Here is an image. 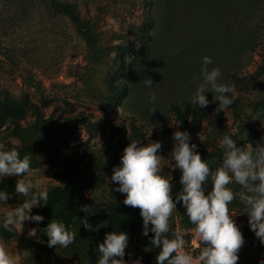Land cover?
I'll list each match as a JSON object with an SVG mask.
<instances>
[{
  "label": "rangeland",
  "instance_id": "obj_1",
  "mask_svg": "<svg viewBox=\"0 0 264 264\" xmlns=\"http://www.w3.org/2000/svg\"><path fill=\"white\" fill-rule=\"evenodd\" d=\"M68 1L91 22L92 43L47 1L0 0V112L15 108L23 114L2 120L0 145L15 148L21 158L29 155L30 178L47 190L81 179L84 205L101 215L76 216L66 226L75 233L67 248L48 247L43 230L52 219L43 206L31 213L43 216L42 222L25 221L9 233L2 227L4 214L26 198L15 193L18 177H0V191L11 194L0 202V243L16 264H87L79 236L106 238V205L119 187L110 178L131 141L162 144V174L171 177L176 199L182 173L171 152L182 116L189 143L212 169L222 160L225 134L241 147L264 144V0ZM205 56L212 60L209 69H220L218 82L235 89L223 111L212 92L205 93L206 108L191 103ZM147 77L151 87L144 84ZM204 187L209 191L211 181ZM229 187L241 190L235 183ZM229 207L244 237L237 264H261L264 244L251 230L245 206L237 198ZM85 217L95 230L84 228ZM32 228L36 237L28 235ZM193 229L173 212L170 233L181 230L185 250L195 257ZM130 240L125 264L139 260L137 247L147 245L141 232Z\"/></svg>",
  "mask_w": 264,
  "mask_h": 264
},
{
  "label": "clouds",
  "instance_id": "obj_2",
  "mask_svg": "<svg viewBox=\"0 0 264 264\" xmlns=\"http://www.w3.org/2000/svg\"><path fill=\"white\" fill-rule=\"evenodd\" d=\"M211 63L210 57H203L200 70L202 82L192 95L191 103L206 108L210 101L205 93L212 92L213 101L218 102L219 109L223 111L233 103L228 94L234 93L235 89L231 84L218 82L220 69H209ZM144 84L151 87L153 81L147 77ZM151 99L155 101L154 94ZM155 110L153 108L152 112ZM173 140L175 143L171 160L175 161V168L182 173L179 181L182 191L177 194L176 202L172 198L171 177L162 174L164 158L158 155L162 148L159 141L146 145L131 141L125 147L120 165L113 168L110 178L111 182L119 185L115 191L125 194L124 205L140 210L143 235L148 236L149 231L154 233L151 244L160 249L156 264H237L244 237L229 207L237 198L246 208L251 230L264 244V144L253 147L248 143L241 147L230 135L225 134L219 142L223 150L222 160L212 169L195 150L197 145L189 143L190 135L187 131H175ZM30 165L29 155L21 158L15 148L4 150L0 145V177H18L15 193L26 198L4 214L2 227L9 233L17 228L22 229L25 221L40 223L44 220L41 215L31 214L34 207L47 205L48 191L42 187L39 179L30 178ZM209 180L211 189L206 191L204 185ZM233 183L241 190L237 192L229 187ZM9 199L11 194L0 191V202L7 203ZM179 202H182L188 220L194 225V243L199 248V254L195 257L185 250L186 240L181 230L173 232L172 238L168 236L170 219ZM80 210L91 212L88 205L81 206ZM80 221L85 229L95 230L87 217ZM37 231L32 228L28 235L36 237ZM43 231L48 237V247L67 248L75 240V233L68 231L63 222L55 219ZM128 239L124 232L106 233V238L97 249V264H125L123 258ZM0 264H16L2 243ZM133 264H140V261H134Z\"/></svg>",
  "mask_w": 264,
  "mask_h": 264
},
{
  "label": "trees",
  "instance_id": "obj_3",
  "mask_svg": "<svg viewBox=\"0 0 264 264\" xmlns=\"http://www.w3.org/2000/svg\"><path fill=\"white\" fill-rule=\"evenodd\" d=\"M50 3L53 11L67 17L69 22L73 25L76 32L85 40L88 44L92 43L94 39L95 30L91 22L80 15L74 2L68 0H44ZM17 117L23 116L22 113L18 112L15 108L4 110L0 112V126L1 122L5 117L12 122ZM185 116V115H184ZM16 130V128H14ZM179 131H186L184 125V118L181 117L179 123ZM83 185V181L78 178H71L64 186H54L48 191V203L43 206L46 210L47 217L55 219L59 222H63L65 226L69 225L76 216H87L92 220H96L100 217L101 212L97 208H90V213L81 211V206L87 201L83 193L80 191V187ZM207 194V193H206ZM172 198H174V192L172 188ZM125 194L115 191L114 189L110 192V200L107 202V233L111 232H124L128 235V244L125 249L126 259L127 253L129 252V245L131 244L130 234L131 233H143V219L140 215L138 208H132L123 204ZM43 204V202H41ZM231 209V208H230ZM180 222L182 225L187 227H193L188 220L186 209L183 207L182 202L177 203L176 210ZM151 225H149V229ZM154 233L149 231L148 236H145L147 240L146 246H138V257L142 264H156V256L160 249L152 246L151 238ZM169 238H172V234L168 233ZM81 239V245L83 248V256L87 264H97L99 254L97 252L100 243H103V238L98 234L84 233L79 236ZM142 249V250H140ZM119 259V257H117Z\"/></svg>",
  "mask_w": 264,
  "mask_h": 264
}]
</instances>
